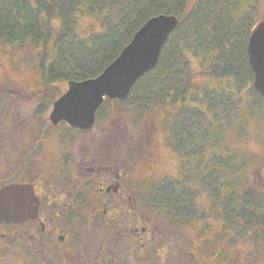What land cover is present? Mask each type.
I'll return each instance as SVG.
<instances>
[{
  "label": "flooded vegetation",
  "instance_id": "1",
  "mask_svg": "<svg viewBox=\"0 0 264 264\" xmlns=\"http://www.w3.org/2000/svg\"><path fill=\"white\" fill-rule=\"evenodd\" d=\"M107 117L81 129L48 116L37 136L11 134L14 158L0 161V190L18 187L23 212L8 195L0 264H264V213H242L239 196L227 205L224 182L218 194L194 195L192 175L166 166L153 137L136 152L134 139L109 132ZM46 123L64 131L50 138Z\"/></svg>",
  "mask_w": 264,
  "mask_h": 264
},
{
  "label": "trees",
  "instance_id": "2",
  "mask_svg": "<svg viewBox=\"0 0 264 264\" xmlns=\"http://www.w3.org/2000/svg\"><path fill=\"white\" fill-rule=\"evenodd\" d=\"M159 14L176 16L178 24L156 66L124 99H106L96 119H106L110 102L132 108L138 119L162 114L165 141L181 172L192 175L194 195L206 187L218 194L224 182L227 205L239 196L242 213H264L259 193L243 187L254 155L240 146L247 139L264 142V99L252 86L246 54L252 26L264 19V0H0V44H28L40 84L55 88L98 76ZM86 18L98 29L82 33Z\"/></svg>",
  "mask_w": 264,
  "mask_h": 264
},
{
  "label": "rangeland",
  "instance_id": "3",
  "mask_svg": "<svg viewBox=\"0 0 264 264\" xmlns=\"http://www.w3.org/2000/svg\"><path fill=\"white\" fill-rule=\"evenodd\" d=\"M97 29L96 21L88 18L82 20V33L87 34ZM56 84L55 88L41 90L38 59L28 44H0V161L3 165H9L14 158L11 134L19 136L18 138L22 140L31 134L37 136L40 124L48 118L52 102L58 97V92L61 94L67 89L66 82ZM108 104H112V108L107 121L103 124L108 126L109 132H119L134 139L137 142L136 152H139L143 141L153 137L161 145L159 155L165 158V165L173 170L178 160L176 157L171 159L172 152H169L170 148L163 141L165 135L163 115L150 112L138 119L132 108L124 105L120 107L111 102ZM102 127H104L102 124H98L94 130ZM63 131L64 126L60 125L57 128L47 126L44 132H48L51 138ZM2 133L10 139L5 140ZM240 146L249 149L254 155L243 172L248 179L243 187L248 189L253 186L259 194L264 195V142L247 139L241 142ZM48 147L52 149L51 153L55 152L54 146ZM249 150L247 151L250 152Z\"/></svg>",
  "mask_w": 264,
  "mask_h": 264
},
{
  "label": "water",
  "instance_id": "4",
  "mask_svg": "<svg viewBox=\"0 0 264 264\" xmlns=\"http://www.w3.org/2000/svg\"><path fill=\"white\" fill-rule=\"evenodd\" d=\"M177 24L178 18L174 15L159 14L149 18L98 76L69 80L66 92L52 104L51 123L64 120L72 127L90 128L104 97L124 99L135 82L156 66L161 48ZM246 54L253 74L252 86L264 99V19L258 20L251 28ZM17 188L9 185L0 190V213L5 212L8 195L14 212H23L19 210L22 200L16 193ZM33 212H36L35 206Z\"/></svg>",
  "mask_w": 264,
  "mask_h": 264
}]
</instances>
